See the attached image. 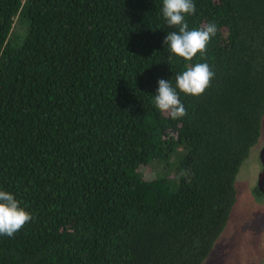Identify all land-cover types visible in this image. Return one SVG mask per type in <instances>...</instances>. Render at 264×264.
Returning <instances> with one entry per match:
<instances>
[{
    "label": "trees",
    "instance_id": "trees-1",
    "mask_svg": "<svg viewBox=\"0 0 264 264\" xmlns=\"http://www.w3.org/2000/svg\"><path fill=\"white\" fill-rule=\"evenodd\" d=\"M206 55L172 53L163 0H0V190L32 214L0 264H202L264 118V0H193ZM215 72L188 115L160 79ZM171 158L173 160H171ZM163 161L173 176L143 177Z\"/></svg>",
    "mask_w": 264,
    "mask_h": 264
},
{
    "label": "clouds",
    "instance_id": "clouds-1",
    "mask_svg": "<svg viewBox=\"0 0 264 264\" xmlns=\"http://www.w3.org/2000/svg\"><path fill=\"white\" fill-rule=\"evenodd\" d=\"M162 12L170 27H178V31L168 33L164 40L172 53L189 61L197 53L206 55L207 46L218 28L215 23H208L199 29L189 30L185 16L196 13L193 0H163ZM214 77L215 72L205 62L188 66L178 74L175 87L169 80L160 79L154 98L155 106L161 112L169 113L173 119L185 117L188 113L177 89L187 95L200 96L210 87ZM32 218V214L21 206L12 193L0 190V235L14 237Z\"/></svg>",
    "mask_w": 264,
    "mask_h": 264
},
{
    "label": "rangeland",
    "instance_id": "rangeland-1",
    "mask_svg": "<svg viewBox=\"0 0 264 264\" xmlns=\"http://www.w3.org/2000/svg\"><path fill=\"white\" fill-rule=\"evenodd\" d=\"M262 131H264V118ZM255 145L242 162L236 176L235 202L226 226L202 264H259L264 262V198L255 192L260 170ZM141 171L143 177L147 179L157 176H173V170L165 168V163L162 161L159 164L157 160H153Z\"/></svg>",
    "mask_w": 264,
    "mask_h": 264
},
{
    "label": "flooded vegetation",
    "instance_id": "flooded-vegetation-1",
    "mask_svg": "<svg viewBox=\"0 0 264 264\" xmlns=\"http://www.w3.org/2000/svg\"><path fill=\"white\" fill-rule=\"evenodd\" d=\"M260 136H261V139L259 138L260 139V140H258L259 142L257 143V145H255V149L258 152V159H259V163H260L259 173L262 170V163H261V160H260V152L264 148V131H262V134ZM259 173H258V176H259ZM255 192H256V194H259V195H261L264 198L263 192L258 187V177H257ZM259 264H264V262H262V263L260 262Z\"/></svg>",
    "mask_w": 264,
    "mask_h": 264
},
{
    "label": "water",
    "instance_id": "water-1",
    "mask_svg": "<svg viewBox=\"0 0 264 264\" xmlns=\"http://www.w3.org/2000/svg\"><path fill=\"white\" fill-rule=\"evenodd\" d=\"M260 160L262 163V170L258 176V187L264 194V148L260 152Z\"/></svg>",
    "mask_w": 264,
    "mask_h": 264
}]
</instances>
